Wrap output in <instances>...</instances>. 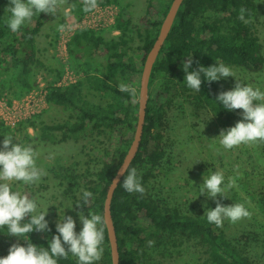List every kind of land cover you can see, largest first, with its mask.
Listing matches in <instances>:
<instances>
[{
    "label": "trees",
    "instance_id": "1",
    "mask_svg": "<svg viewBox=\"0 0 264 264\" xmlns=\"http://www.w3.org/2000/svg\"><path fill=\"white\" fill-rule=\"evenodd\" d=\"M171 1L160 0L157 8L147 4L136 31L140 44L135 49L130 44L131 22L121 16L113 26V30L119 32L116 38L105 40L100 33L89 29H79L72 35L68 45L70 67L79 79L66 86L49 84L46 93L49 105L70 111L69 120L46 125L32 119L14 128L0 122V146L5 134L13 136L15 130L21 131L27 127L37 130L43 141L55 142L52 132L59 133V142H66L86 131L103 138L99 155L88 157L89 162L82 173H77L72 163L60 166L58 173L55 172L60 183L66 186L64 193L70 199V216L73 219L79 218L78 213L81 211L85 215L90 212L103 216L108 186L133 139L143 63ZM8 4L9 0H0V98L5 95L19 98L37 85L34 72L43 64L37 56L36 37L49 15L36 13L17 33H12L5 25L9 14L4 10ZM242 6L247 9V23L237 18ZM82 7V2L77 5L78 18L85 14ZM255 15L254 0H183L152 66L141 139L127 169L136 168L143 187L163 157L159 129L166 107L172 102V90L182 97L193 112L210 114L222 129L232 127L233 121L241 117L242 110L228 111L215 100L222 92L217 81L209 83L205 80L199 93L189 89L184 81L182 62L192 55L190 71L200 65L212 66L216 62L253 72L262 71L264 49L255 34L252 22ZM118 83L135 87L136 97L120 93ZM153 87L155 93L151 91ZM93 92L104 93V103L90 100L89 95ZM161 97L165 99L162 103ZM22 136L28 142L27 136ZM13 142H18V139ZM260 148L264 155V143H260ZM89 163H93V166ZM124 175H127V171ZM123 179L118 183L110 202L119 264H149L152 253L169 255L190 241L203 253L204 264H250L245 250L226 239L214 224L207 222L206 216L182 214L175 208L155 201L146 193L143 196L139 193L129 194L123 189ZM82 190L92 193L87 206H83ZM261 200L256 203L264 216V198ZM78 203L83 207L76 205ZM58 220L59 217L48 223L51 231H33L22 240L8 236L7 229L0 228V249L10 248L17 242L26 246L27 242L23 239H30L38 247L47 249L49 240L58 235ZM149 240L155 242L152 247L147 245ZM102 247V258L96 264H111L106 228ZM58 264L77 262L69 255L68 259L58 260Z\"/></svg>",
    "mask_w": 264,
    "mask_h": 264
},
{
    "label": "rangeland",
    "instance_id": "2",
    "mask_svg": "<svg viewBox=\"0 0 264 264\" xmlns=\"http://www.w3.org/2000/svg\"><path fill=\"white\" fill-rule=\"evenodd\" d=\"M99 0L98 7L102 13L117 14L124 19H129L131 46L135 49L140 44L136 31L140 26V18L143 16L147 4L157 8L160 0H115L104 3ZM256 15L253 19L255 34L264 49V0H254ZM81 0H67L57 12L56 16L49 15L48 21L42 27L36 37L37 56L43 66L34 72L36 87L19 98L5 95L0 100V106L4 109L13 102L21 107H26L36 100L40 106V112L34 113L27 119L18 123L25 125L27 120L35 119L52 125L69 120V110L59 106L42 104L41 92L47 89L49 84L66 86L78 80V75L70 67L69 41L72 29L84 17L78 18L77 5ZM99 18V15L97 16ZM65 25L63 31L59 26ZM96 33H100L105 40L116 38L119 32L113 30V24L99 27ZM68 37H70L68 39ZM102 61L101 58H99ZM235 77L221 78L217 84L221 91L232 90L236 79L245 85L260 88L264 91V69L253 72L237 67H231ZM155 93V88L151 89ZM172 102L166 107L162 126L159 129L162 138L160 141L163 157L159 165L152 171V175L144 183L146 195L164 206L175 208L180 213L188 216H203L206 210L214 209L216 201L199 194V187L203 183L204 175H210L216 170L222 171L227 183L228 177H237V187L227 192L228 198L217 196L224 206L235 203L244 204L251 212L250 218H244L237 223L224 221L223 227L216 230L223 233L232 244L243 248L249 257L250 264H264V216L257 207V200L264 198V155L260 144L240 145L231 150H225L218 141L222 128L210 114L193 112L181 96L173 90ZM104 93H91L89 99L96 103H104ZM160 98V102H164ZM242 117L233 121V126ZM14 138L22 145H31L36 152L37 166L46 172L41 180L31 186L21 182L13 183V190L21 194H27L34 198L41 211L48 208L46 220L56 221L58 217L70 213L71 202L64 193L65 185L60 183L59 167L72 163L77 173H82L89 162V158L99 155L104 140L89 131L82 132L76 137L59 142V133L52 132L55 142L43 141L39 138V132L30 127L14 132ZM22 135L27 136V139ZM217 138V139H215ZM89 157V158H88ZM93 166V163H89ZM262 201V200H261ZM49 206V207H48ZM206 206V207H205ZM73 217V216H72ZM76 221L75 231L82 229L79 218ZM9 248L0 249V257L8 255ZM164 256L158 252L152 253L149 264H204L203 253L190 241L177 251Z\"/></svg>",
    "mask_w": 264,
    "mask_h": 264
},
{
    "label": "clouds",
    "instance_id": "3",
    "mask_svg": "<svg viewBox=\"0 0 264 264\" xmlns=\"http://www.w3.org/2000/svg\"><path fill=\"white\" fill-rule=\"evenodd\" d=\"M82 11L90 13L98 7V0H81ZM67 3V0H9L5 13H8L5 25L12 33H17L22 26L30 22L36 13H46L56 16L58 10ZM247 9L240 7L238 19L247 23L245 13ZM65 25L61 24L59 30L63 31ZM198 63V62H197ZM193 64L192 55L182 62L185 72L186 86L195 91H201V85L206 80L211 83L221 78L235 77L232 69L223 63L216 62L212 66L200 65L196 70L190 71ZM203 77V79H202ZM236 78V77H235ZM120 93H127L136 97V88L126 83H118ZM224 109L233 111L240 109L241 119L233 127L222 129L218 138L219 144L225 150H231L240 145H254L264 143V91L245 85L236 79L232 90L220 92L216 99ZM215 138V139H217ZM13 136L5 134L0 146V228L7 229L8 236H15L18 240L29 237L33 231L49 232L46 215L48 208L41 211L34 198L27 194H21L13 190L14 182H21L26 186L37 184L46 172L36 163V152L31 145H22L13 142ZM120 175H123V171ZM115 182H119V176ZM123 189L129 194L145 193L137 175L136 168L127 170L123 176ZM237 177H225L222 171L216 170L210 175H204L203 183L199 187V194L216 201L214 209L206 210L203 216L209 224L217 228L223 227L224 221L237 223L241 219L250 218L251 212L244 204L235 203L224 206L217 196L228 198L227 192L237 187ZM92 193L82 190L83 206H87ZM82 206L80 203L76 204ZM82 206V207H83ZM49 207V206H48ZM83 227L77 233L76 221L72 216L59 217L56 223V232L49 240V247H38L30 239L26 246L19 242L14 243L8 250V255L0 257V264H58L60 259H68L69 255L76 259L77 264H96L102 258L103 242L105 240L106 218L100 214L83 211L78 213ZM154 241L147 242L148 247L154 245Z\"/></svg>",
    "mask_w": 264,
    "mask_h": 264
},
{
    "label": "water",
    "instance_id": "4",
    "mask_svg": "<svg viewBox=\"0 0 264 264\" xmlns=\"http://www.w3.org/2000/svg\"><path fill=\"white\" fill-rule=\"evenodd\" d=\"M183 0H172L171 4L168 8V11L163 18L157 37L150 49V51L147 53L141 75H140V80H139V88H138V111H137V122H136V127L133 135V139L131 144L129 145V148L119 166V168L116 171V174L113 176L111 179V182L108 186L105 199H104V204H103V216L106 218L107 224L105 226L106 231H107V237H108V242H109V250H110V259H111V264H119V259H118V248H117V242H116V236L114 232V228L112 225V220L110 216V202L113 196V193L120 182L121 178L129 168L132 160L134 159L138 147H139V142L141 139V134H142V127L144 123V117H145V108H146V103H147V98H148V81L150 77V73L152 70V66L165 42V39L171 29V26L174 22V19L176 17L177 11L179 7L181 6ZM123 171V175H120L121 172ZM119 176V182H115V178Z\"/></svg>",
    "mask_w": 264,
    "mask_h": 264
},
{
    "label": "built area",
    "instance_id": "5",
    "mask_svg": "<svg viewBox=\"0 0 264 264\" xmlns=\"http://www.w3.org/2000/svg\"><path fill=\"white\" fill-rule=\"evenodd\" d=\"M95 9L94 11L90 13H85L84 17L79 21V23L72 29L70 33V37L79 29H89L92 31H96L100 29L99 27H104L115 24L116 19L118 18L117 14H112V13H105V9ZM99 15V18L97 16ZM68 37V39L70 38ZM76 80L73 81V83ZM72 83V82H71ZM38 86V85H37ZM58 86V85H57ZM46 93L47 89L43 90L41 92L42 94V104H45L46 101ZM3 98H0L2 100ZM30 104L26 107H21L15 102H13L9 107L6 109L2 108L0 106V122L9 128H14L16 125H18L19 122L27 119L30 115L34 113H39L40 112V106L38 102L35 100L34 103Z\"/></svg>",
    "mask_w": 264,
    "mask_h": 264
}]
</instances>
